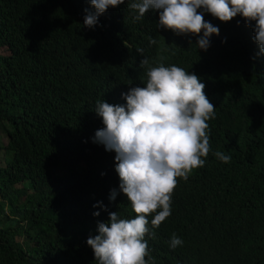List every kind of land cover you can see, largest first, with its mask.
Instances as JSON below:
<instances>
[{
	"label": "trees",
	"instance_id": "trees-1",
	"mask_svg": "<svg viewBox=\"0 0 264 264\" xmlns=\"http://www.w3.org/2000/svg\"><path fill=\"white\" fill-rule=\"evenodd\" d=\"M128 3L87 28L90 0H0V264H97L88 238L130 202L116 153L94 142L104 127L94 110L98 100L126 106L122 94L146 86L144 58L197 75L215 108L205 165L177 178L146 259L175 233L201 264H264V54L254 23L204 12L219 28L204 51L199 36L159 28L156 11L135 20Z\"/></svg>",
	"mask_w": 264,
	"mask_h": 264
},
{
	"label": "clouds",
	"instance_id": "clouds-1",
	"mask_svg": "<svg viewBox=\"0 0 264 264\" xmlns=\"http://www.w3.org/2000/svg\"><path fill=\"white\" fill-rule=\"evenodd\" d=\"M90 3L95 12L85 10L87 28L95 27L102 14L125 0ZM128 7L137 21L149 10L158 12L159 28L199 36L196 45L204 51L210 47L209 38L219 35V28L205 21L204 12L221 22L239 15L246 25L254 23V39L264 54V0H129ZM149 43L155 45L157 40L149 38ZM139 66L145 69L146 86L130 87L122 94L126 106L98 100L94 110L104 124L94 142L116 153L118 187L130 202L122 203L127 211L122 218L118 212L109 213V221L98 224V235L88 238L97 264H149L146 239L165 229L162 222L171 215L177 178L187 180L193 169L205 165L210 152L208 121L215 119V108L204 93L205 84L176 65L153 66L144 58ZM214 156L223 163L231 160L221 151ZM116 195L114 189L110 199ZM182 244L173 233L169 246Z\"/></svg>",
	"mask_w": 264,
	"mask_h": 264
},
{
	"label": "bare ground",
	"instance_id": "bare-ground-1",
	"mask_svg": "<svg viewBox=\"0 0 264 264\" xmlns=\"http://www.w3.org/2000/svg\"><path fill=\"white\" fill-rule=\"evenodd\" d=\"M218 239L215 240L219 244L220 251L222 252L220 255H223L227 250V246L225 245L222 237L217 236ZM169 239H164L162 254L158 256L154 251V262L153 264H201L198 257L186 250L182 246H178L175 249H172L169 246Z\"/></svg>",
	"mask_w": 264,
	"mask_h": 264
},
{
	"label": "rangeland",
	"instance_id": "rangeland-1",
	"mask_svg": "<svg viewBox=\"0 0 264 264\" xmlns=\"http://www.w3.org/2000/svg\"><path fill=\"white\" fill-rule=\"evenodd\" d=\"M6 144H7L6 136L0 131V147H4L6 146ZM0 165L3 166V160L1 154H0Z\"/></svg>",
	"mask_w": 264,
	"mask_h": 264
}]
</instances>
